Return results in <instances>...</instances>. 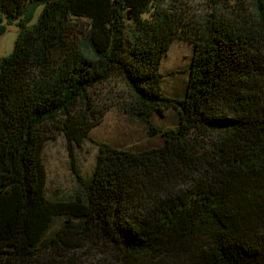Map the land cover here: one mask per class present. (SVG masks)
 <instances>
[{"label":"trees","instance_id":"1","mask_svg":"<svg viewBox=\"0 0 264 264\" xmlns=\"http://www.w3.org/2000/svg\"><path fill=\"white\" fill-rule=\"evenodd\" d=\"M205 7L0 0V36L19 27L0 57V264L73 263L79 250L106 255L104 244L114 252L90 264H264V0ZM74 19L88 23L82 38L69 35ZM177 39L193 44L181 98L161 90ZM110 80L162 144L96 143L90 181L74 198H47V123L87 139L106 111L90 90ZM167 108L176 126L156 128ZM55 217L64 221L46 237Z\"/></svg>","mask_w":264,"mask_h":264},{"label":"rangeland","instance_id":"2","mask_svg":"<svg viewBox=\"0 0 264 264\" xmlns=\"http://www.w3.org/2000/svg\"><path fill=\"white\" fill-rule=\"evenodd\" d=\"M198 12L206 10V0H187ZM40 9L37 10L36 14ZM203 12V11H202ZM146 16V15H145ZM36 18L32 20L35 22ZM88 23L85 19H74L69 35L82 38L86 34ZM19 32L16 23L6 26V31L0 36V57L11 53ZM193 57V44L184 39L172 42L161 60L160 72L162 92L171 97H183L188 83V68ZM90 91L95 101H101L106 110L102 119L88 131V138L81 143L69 142L66 134L57 128V124L47 123L49 137L42 150V160L46 169L45 195L49 199H71L81 190L82 181L89 182L96 165L98 146L105 142L114 147L130 150H141L147 147H157L163 142L160 133L151 135L146 122L126 113L123 109L124 87L117 80H110ZM96 88V89H95ZM95 91V94L93 91ZM106 102V103H104ZM104 103V104H102ZM152 121L156 128L166 129L177 124V112L167 108L163 114L155 113ZM72 150V151H71ZM72 153V154H71ZM73 157V158H72ZM80 176V179L78 178ZM64 219L55 217L46 233L49 237L63 223ZM45 237V238H46ZM106 255L101 250H79L75 253L73 263L63 260L61 264H90L102 262L108 258L113 247L104 244ZM50 254H52L50 252ZM117 253H113V255ZM118 255V254H117ZM59 261V258L56 257Z\"/></svg>","mask_w":264,"mask_h":264}]
</instances>
